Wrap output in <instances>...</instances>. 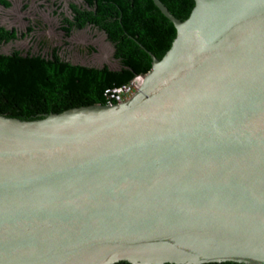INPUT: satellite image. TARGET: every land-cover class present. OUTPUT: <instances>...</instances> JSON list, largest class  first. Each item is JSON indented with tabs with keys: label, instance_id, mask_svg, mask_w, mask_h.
<instances>
[{
	"label": "water",
	"instance_id": "water-1",
	"mask_svg": "<svg viewBox=\"0 0 264 264\" xmlns=\"http://www.w3.org/2000/svg\"><path fill=\"white\" fill-rule=\"evenodd\" d=\"M150 1L127 100L0 116V264H264V0Z\"/></svg>",
	"mask_w": 264,
	"mask_h": 264
},
{
	"label": "trees",
	"instance_id": "trees-1",
	"mask_svg": "<svg viewBox=\"0 0 264 264\" xmlns=\"http://www.w3.org/2000/svg\"><path fill=\"white\" fill-rule=\"evenodd\" d=\"M158 1L180 21L193 5L192 0ZM0 6L9 4L0 0ZM85 26L104 35L117 69L70 64L58 55L59 48L45 54H0V116L30 121L68 109L103 106L106 89L127 85L150 69L144 51L159 60L174 37L172 26L150 0H82L80 7L68 5V15L59 21L63 36ZM14 39V30L0 27V44Z\"/></svg>",
	"mask_w": 264,
	"mask_h": 264
},
{
	"label": "rangeland",
	"instance_id": "rangeland-1",
	"mask_svg": "<svg viewBox=\"0 0 264 264\" xmlns=\"http://www.w3.org/2000/svg\"><path fill=\"white\" fill-rule=\"evenodd\" d=\"M8 8L0 7V26L5 29H15L17 37L13 43L0 48L5 54L10 50L21 53L45 54L50 48L59 47L58 55L70 64L100 68L106 66L116 70L117 64L111 59V47L102 35L91 30L83 29L72 33L66 39L57 30L59 17L54 15V8L45 0H5ZM80 0H58L60 9L57 11L66 16L68 4L78 5ZM26 28H32L25 37L22 34ZM44 45L42 48L38 45ZM138 83V81H137Z\"/></svg>",
	"mask_w": 264,
	"mask_h": 264
},
{
	"label": "flooded vegetation",
	"instance_id": "flooded-vegetation-1",
	"mask_svg": "<svg viewBox=\"0 0 264 264\" xmlns=\"http://www.w3.org/2000/svg\"><path fill=\"white\" fill-rule=\"evenodd\" d=\"M45 1H48V0H45ZM49 2H52L51 3V5H52V7L54 8V12H53V14L54 15H56V16H58L59 17V21L63 18V16L62 15H60L59 13H57V11L60 9V4H57V2H58V0H49ZM8 3V2H7ZM9 4V3H8ZM57 5H59V8L58 9H56V6ZM68 5H70V4H68ZM68 5L66 6V11H67V14H66V16L68 15ZM72 5H75V4H72ZM82 5V0H80V3L78 4V5H76V6H81ZM0 7H2V6H0ZM9 7V6H8ZM7 7V8H8ZM3 8V7H2ZM6 9V8H5ZM66 16H64V17H66ZM59 21H58V24H57V30L59 31V33H61V35L63 36V34H62V32L60 31V29H59ZM1 27V26H0ZM3 28V27H2ZM4 30H8V31H10V30H14L15 31V29H5V28H3ZM83 29H87V30H91V31H93V32H96V33H99V34H101L102 35V37H103V39L106 41V38L104 37V35L101 33V32H99L98 30H96V29H94V28H91L90 26H85L84 28H82V29H73V30H71L69 33H68V36H63V38L64 39H66V38H68V37H70L71 35H72V33H75V32H78V31H81V30H83ZM28 30H30V31H28ZM31 30H32V28H26L25 29V32L22 34V37H25V36H27L28 34H30L31 33ZM16 37H17V33H16V31H15V39H16ZM15 39L13 40V41H10V42H6V43H2V44H0V48L2 47V46H4V45H7V44H10V43H13L14 41H15ZM107 42V41H106ZM108 44H109V42H107ZM110 45V44H109ZM44 46V45H43ZM42 45H38V48L39 47H43ZM53 48H59V47H53ZM50 49H52V48H50ZM49 49V50H50ZM112 49V48H111ZM48 50V51H49ZM12 51H17V50H10L8 53H5V54H3V55H8L10 52H12ZM47 51V52H48ZM59 51H60V48H59ZM19 52V51H18ZM21 53V52H20ZM26 53H28V52H26ZM0 54H2V53H0ZM21 54H23V53H21ZM25 54V53H24ZM29 54H31V53H29ZM34 54H42V53H40V49H39V51L37 52V53H34ZM111 59H113V61L114 62H116V64H117V59H115L114 58V54H113V51H112V53H111ZM117 66H118V64H117Z\"/></svg>",
	"mask_w": 264,
	"mask_h": 264
},
{
	"label": "built area",
	"instance_id": "built-area-1",
	"mask_svg": "<svg viewBox=\"0 0 264 264\" xmlns=\"http://www.w3.org/2000/svg\"><path fill=\"white\" fill-rule=\"evenodd\" d=\"M137 78L139 77L133 78V80H131L127 85L106 89L103 92V96L106 100L105 105L119 104L127 100L136 89L135 79Z\"/></svg>",
	"mask_w": 264,
	"mask_h": 264
},
{
	"label": "bare ground",
	"instance_id": "bare-ground-1",
	"mask_svg": "<svg viewBox=\"0 0 264 264\" xmlns=\"http://www.w3.org/2000/svg\"><path fill=\"white\" fill-rule=\"evenodd\" d=\"M137 81H138V83H137ZM135 82L137 83V86H139L140 83H141V79L140 78H137V79H135Z\"/></svg>",
	"mask_w": 264,
	"mask_h": 264
}]
</instances>
